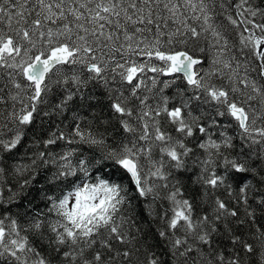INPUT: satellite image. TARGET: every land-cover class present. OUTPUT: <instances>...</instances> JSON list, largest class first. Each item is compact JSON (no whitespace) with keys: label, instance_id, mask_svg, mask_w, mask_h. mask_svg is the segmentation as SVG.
<instances>
[{"label":"snow or ice","instance_id":"snow-or-ice-1","mask_svg":"<svg viewBox=\"0 0 264 264\" xmlns=\"http://www.w3.org/2000/svg\"><path fill=\"white\" fill-rule=\"evenodd\" d=\"M0 264H264V0H0Z\"/></svg>","mask_w":264,"mask_h":264}]
</instances>
